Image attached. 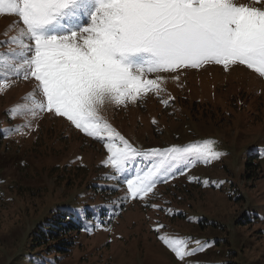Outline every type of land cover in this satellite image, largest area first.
Segmentation results:
<instances>
[{
  "label": "rangeland",
  "instance_id": "obj_1",
  "mask_svg": "<svg viewBox=\"0 0 264 264\" xmlns=\"http://www.w3.org/2000/svg\"><path fill=\"white\" fill-rule=\"evenodd\" d=\"M18 19L0 14V52H7L2 41L16 34L9 26ZM161 75L165 91L159 96L149 92L137 103L108 105L103 115L138 150L211 138L220 158L176 173L144 199L121 203L126 184L109 178L104 142L64 118L42 114L24 135L6 133L0 141V264H52L38 251L29 260L27 240L34 223L57 206L72 207L79 216L88 209L99 220L57 264H264V77L245 65L225 69L215 63ZM9 81L0 91V119L12 97L24 103L35 83L14 76ZM161 99L169 100L167 106ZM14 117L1 126L14 128L27 119ZM58 121L68 137H58V127L46 128ZM33 127L37 133L28 138ZM154 162L137 157L131 168L147 170ZM157 225L164 227L157 231ZM161 235L191 237L189 247H196L195 240L208 246L180 260Z\"/></svg>",
  "mask_w": 264,
  "mask_h": 264
},
{
  "label": "snow or ice",
  "instance_id": "obj_2",
  "mask_svg": "<svg viewBox=\"0 0 264 264\" xmlns=\"http://www.w3.org/2000/svg\"><path fill=\"white\" fill-rule=\"evenodd\" d=\"M261 3L0 0V14L19 18L9 26L16 34L2 42L10 46L0 52V91L10 86L12 76L35 81L24 103L8 110L12 116H25L26 122L4 131L22 132L45 113L64 118L86 136L104 142L107 156L102 163L113 170L109 178L126 184L120 202L144 199L158 183L197 163L219 159L221 152L211 138L138 150L103 115L106 106L137 103L149 92L159 96L166 80L161 73L181 68L245 65L264 77V6H257ZM169 100L161 103L167 106ZM141 156L155 162L135 171L131 164ZM163 227L157 225L156 230ZM159 238L180 260L208 246L207 241L195 240L196 247H189L191 237Z\"/></svg>",
  "mask_w": 264,
  "mask_h": 264
},
{
  "label": "trees",
  "instance_id": "obj_3",
  "mask_svg": "<svg viewBox=\"0 0 264 264\" xmlns=\"http://www.w3.org/2000/svg\"><path fill=\"white\" fill-rule=\"evenodd\" d=\"M2 45H4L5 47L10 46L7 43H2ZM13 83H17V82H13ZM1 94L3 93L1 92L0 95ZM18 104L20 103L16 102L15 97L13 96L12 102L3 110V117L0 119V141L6 136V132L4 130L8 129L7 126L2 127L1 122L5 123L6 125L13 124L15 117L10 115L8 110ZM45 115H51V114H47V113L43 114V116ZM43 122H44L43 120H40V123L37 126V130L39 131L42 130ZM60 122L62 121H58L56 123H50L46 125V128L50 127V129H52L58 127L57 129L58 137L67 135L66 133L62 135L63 129L62 128L61 130L59 129V127H62V124ZM22 124L24 123L23 122L17 123V125H22ZM66 126L68 125L66 124ZM15 133L16 132H12L11 134H15ZM34 133L37 132H34V127H33L31 132H29L28 134V138H32ZM20 135H24V133L20 132ZM98 223H99L98 218H96L88 209L84 210V213L81 216H79L76 209L72 207L57 206L54 209L50 210L49 213L43 219L37 220V222L34 223L33 230L27 240V244H28L27 251L29 252V256L27 255V257L29 260H31L32 253L38 251V254L42 255V257L45 260L50 259L52 261L51 262L52 264H57L62 259L68 257V255L72 252L73 248L77 244L78 237L81 235L87 236L86 234L89 235V231L95 228Z\"/></svg>",
  "mask_w": 264,
  "mask_h": 264
}]
</instances>
